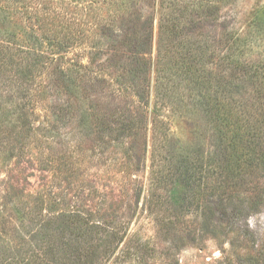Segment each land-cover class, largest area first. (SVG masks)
Returning <instances> with one entry per match:
<instances>
[{
    "label": "trees",
    "instance_id": "16d2710c",
    "mask_svg": "<svg viewBox=\"0 0 264 264\" xmlns=\"http://www.w3.org/2000/svg\"><path fill=\"white\" fill-rule=\"evenodd\" d=\"M33 1L12 0V23L18 14L37 24L24 38L6 31L11 21L0 23V95L11 88L17 104L12 150L24 151L34 136L32 100L44 92L51 95L52 90L55 101L70 103V108H53L56 121L67 112L69 121L80 119L79 125L86 123L83 105L73 109L72 99L91 103L95 95L109 98L105 111L96 104L97 110L87 114V138L97 147L128 144L129 152L137 151L136 170L150 161L154 187L148 207L158 226L183 225L191 209H200L206 226L215 221L239 227L229 240L245 254L238 264H264V247L246 222L264 205V53L256 50L264 46L259 36L264 28L244 33L218 23L221 0H97L109 15L102 16L95 5L90 35L78 22L80 10L71 7L76 0H55L57 4L37 10L30 9ZM3 6L9 11L10 6ZM97 35L103 40L96 43ZM79 40L92 41L85 65L74 58L65 61L67 54L75 55ZM88 66H98V71L109 66L110 78L99 74L95 83L92 76L99 72L91 70L84 80ZM104 81L111 83H99ZM152 96L156 104L149 111ZM165 111L192 112L203 129L188 143L174 141ZM85 182H80V192L99 193ZM17 194L12 189V202ZM134 195L137 203L141 192ZM33 199L31 212L40 215L39 229L31 235L27 253L18 250L12 264H108L126 238L130 220L115 215L112 205L113 212L101 213L66 208L57 194L45 199L38 193ZM53 229L59 231L58 241H51ZM143 248L136 241L126 254L135 264H146Z\"/></svg>",
    "mask_w": 264,
    "mask_h": 264
},
{
    "label": "rangeland",
    "instance_id": "374dc122",
    "mask_svg": "<svg viewBox=\"0 0 264 264\" xmlns=\"http://www.w3.org/2000/svg\"><path fill=\"white\" fill-rule=\"evenodd\" d=\"M53 1L55 0H34L30 9L37 10L57 4ZM96 1L76 0L74 5H71L74 10H80V21L78 22L81 23L82 28L90 30L88 32L90 35L96 26L95 18L92 17L96 13L91 11L95 5L100 6L98 10L101 11L102 16L109 15L104 5L100 4V0L98 3ZM219 4L222 8L218 14V16L221 15L218 23H230L244 33H249L252 29L264 28V0H221ZM3 5L10 6L9 11ZM147 9L151 11L149 7ZM5 19L11 21L10 25L7 23L8 29H6L10 35L12 32L13 34L17 32L18 36L24 38L30 31L32 32V26L37 29L35 18L31 22L15 14L13 20L17 23H12V0H0V23ZM158 23L159 19L156 16L152 41L153 60L157 52ZM259 36L264 38V34H259ZM102 40L97 35L93 42L97 43ZM78 43L79 46L74 49L75 55L72 52L67 54L65 61L74 58L76 62L80 61L82 65H85L88 52H90L87 44L91 45L92 41L87 40L86 44L79 40ZM260 44L264 45V41ZM256 50H263L264 53V46L257 45ZM97 67L88 66V72L82 71V74H86L84 80L88 81L91 70L99 72L92 76V81L95 83L100 75L110 78L111 68L109 66H101L102 71H98ZM46 81L48 82V79ZM99 83L107 86L111 82ZM94 88L99 89L98 86ZM51 93L50 95L44 92V96L40 97L42 99L32 100L34 102L32 127L35 134L27 143L24 151L20 152L18 148L12 150V114L14 115L17 108L16 95L11 88L1 90L0 264H12V257L18 256L16 252L19 250L24 255L32 244L31 235L39 227V223L36 224V222L41 221L39 220L40 215L31 212L34 206L33 197H36L38 193H42L45 199L56 194L61 196L63 199L61 203L66 208L77 206L92 211H101V213L107 210L111 213L113 211H110L109 205H112L115 215H118L120 219L127 217L130 220L126 238L108 264H135L126 253L136 241L145 245L142 254L146 258V264H238L239 257L245 258L242 249L234 250L229 241L231 236H236L239 232V227L231 222L218 223L215 221L206 226L203 223L200 209H191L189 211L191 215L183 225H176L172 228L158 226L154 214L148 207L149 194L154 187L150 161L147 159L144 168L140 167L136 170L133 164H137V151L130 150L132 157L129 160L128 144L113 143L108 148L97 147L87 138L86 134L91 131L88 122L91 117L88 118L87 114L97 110L94 109L96 104L105 111L111 105L109 98L103 100L95 95L91 103L72 99L73 109L78 105H83L82 111L85 113L86 123L79 125L80 119L73 117V121H69V115H65L67 112L61 121L55 120L53 108L56 106L57 108H70V103L66 104V98L60 99V103L55 101L56 97L52 90ZM155 104L156 98L152 96L149 111H154ZM165 113L169 116L166 121L174 141L188 143L196 131L199 133L203 129L192 112L165 111ZM149 125L152 126L151 118H149ZM85 181L96 185L99 193L80 192V182ZM86 182L85 185H88ZM12 189L18 193L13 202ZM135 191L141 192L137 203ZM129 205L130 209H128ZM60 208L64 207L60 206ZM229 215L232 216V214ZM246 222L255 236L259 238L257 242L259 246L264 247V205L258 211L252 212L246 218ZM57 224V222L54 223L52 228H57ZM57 230H51L57 234L52 232L55 237L54 239L51 237V241H58L59 231Z\"/></svg>",
    "mask_w": 264,
    "mask_h": 264
}]
</instances>
